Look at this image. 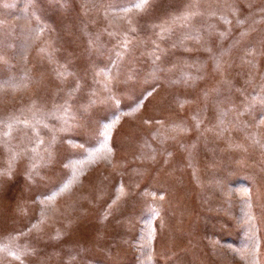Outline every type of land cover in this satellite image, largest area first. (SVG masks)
Returning <instances> with one entry per match:
<instances>
[{"label": "rangeland", "instance_id": "obj_1", "mask_svg": "<svg viewBox=\"0 0 264 264\" xmlns=\"http://www.w3.org/2000/svg\"><path fill=\"white\" fill-rule=\"evenodd\" d=\"M138 2L0 0V264H264V0Z\"/></svg>", "mask_w": 264, "mask_h": 264}, {"label": "snow or ice", "instance_id": "obj_2", "mask_svg": "<svg viewBox=\"0 0 264 264\" xmlns=\"http://www.w3.org/2000/svg\"><path fill=\"white\" fill-rule=\"evenodd\" d=\"M147 5V0H139V2L136 4V6L140 9L143 10V8ZM194 15V13H193ZM185 19L188 18L187 15H185L184 17ZM240 23H243V21H240ZM132 31H135V29H132ZM163 31V29H162ZM124 47H127V42H125ZM157 59H159V57H157ZM46 126V125H45ZM5 135H8V133H5Z\"/></svg>", "mask_w": 264, "mask_h": 264}]
</instances>
